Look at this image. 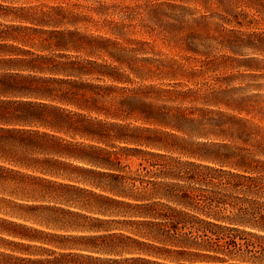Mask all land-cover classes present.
Returning <instances> with one entry per match:
<instances>
[{
  "label": "trees",
  "instance_id": "trees-1",
  "mask_svg": "<svg viewBox=\"0 0 264 264\" xmlns=\"http://www.w3.org/2000/svg\"><path fill=\"white\" fill-rule=\"evenodd\" d=\"M41 32L0 28V264H264V127L160 103L143 41Z\"/></svg>",
  "mask_w": 264,
  "mask_h": 264
},
{
  "label": "rangeland",
  "instance_id": "rangeland-1",
  "mask_svg": "<svg viewBox=\"0 0 264 264\" xmlns=\"http://www.w3.org/2000/svg\"><path fill=\"white\" fill-rule=\"evenodd\" d=\"M0 3L3 4L0 28L7 24L28 25L24 36L36 44L32 47L28 43V50L47 53L38 44L45 37H41V31L49 30H75L121 40L124 36L134 38L143 41L138 45L143 48L139 56L146 58L143 63L153 67L154 75L142 79L132 73L133 82L163 84L165 88L186 92L170 100L163 97L160 103L185 109L194 118L206 110L213 115L223 112L228 127L229 115L264 127V0H0ZM19 15L28 19L16 17ZM201 16L204 22L200 25L193 19ZM115 21L124 23L122 35L110 31L109 26L114 27ZM32 28L40 32L34 34ZM62 52L87 56L84 50ZM171 59H177L179 66L176 63L175 68H183L184 76L157 75L164 73L157 61L168 63L169 70H174ZM260 129L264 134V128ZM131 163L134 168L137 166V160Z\"/></svg>",
  "mask_w": 264,
  "mask_h": 264
}]
</instances>
